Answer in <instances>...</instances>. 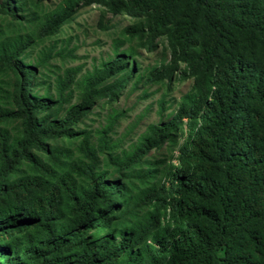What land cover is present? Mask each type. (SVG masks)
<instances>
[{"label":"trees","instance_id":"trees-1","mask_svg":"<svg viewBox=\"0 0 264 264\" xmlns=\"http://www.w3.org/2000/svg\"><path fill=\"white\" fill-rule=\"evenodd\" d=\"M93 3L132 18L106 61L76 79L51 68L74 57L65 47L31 58ZM41 4L0 0V264H264V0ZM158 42L159 63L137 73ZM175 74L189 89L128 149L116 109L79 126L129 82L169 89ZM163 143L174 163L146 156Z\"/></svg>","mask_w":264,"mask_h":264},{"label":"rangeland","instance_id":"rangeland-1","mask_svg":"<svg viewBox=\"0 0 264 264\" xmlns=\"http://www.w3.org/2000/svg\"><path fill=\"white\" fill-rule=\"evenodd\" d=\"M58 2L59 0H42L41 6L44 10H48L54 8ZM131 21L132 18L129 16L105 13L103 8L95 3L77 7L70 20L62 25L61 31L39 42L31 58L35 57L38 49L51 44H55L54 50L65 47L66 50L72 51L74 57L54 56L50 60L51 68L59 74L69 67L78 68L75 78L80 79L83 74L111 56L112 40L119 35L123 26ZM162 55V44L159 42L153 50L139 49L135 56L139 68L137 73H143L158 64ZM54 76L55 74L50 73L49 81L52 84ZM190 83V79H176L175 74L169 89H166L163 83L151 85L140 83L136 89L131 91V82H129L116 100L111 103L98 100L79 126L91 130L99 128L105 122L107 113L116 109L122 115L113 129L112 138L119 143V150L128 149L145 132L149 124L166 120L174 112L177 101L189 89ZM163 94H166L165 100H167L166 106L168 107L162 115H159L158 100ZM75 100L76 92L72 98V101ZM167 148V144L163 143L157 148L149 149L146 156L152 155L157 159H163L165 165L170 162L174 163Z\"/></svg>","mask_w":264,"mask_h":264}]
</instances>
